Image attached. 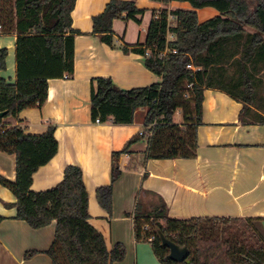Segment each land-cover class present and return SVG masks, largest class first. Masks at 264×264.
<instances>
[{
  "label": "trees",
  "instance_id": "1",
  "mask_svg": "<svg viewBox=\"0 0 264 264\" xmlns=\"http://www.w3.org/2000/svg\"><path fill=\"white\" fill-rule=\"evenodd\" d=\"M76 1L0 0V35L17 39L16 83L9 84L0 76V113L7 112L0 117V152L16 156L17 175L15 181L0 175V185L16 197L14 204L6 205L16 209V219L33 229L56 223L53 244L45 252L52 264H114L125 259L126 248L118 243L109 250L103 234L90 223L88 192L80 167L68 166L54 188L32 190L34 174L58 152L55 127L32 135L6 122L17 119L25 109L42 107L48 98L49 80L73 75L75 37L80 35L73 29ZM151 1L191 7L163 9L152 19L144 45L122 47L126 54L142 55L145 67L160 83L122 90L110 78L92 80L93 121L131 125L138 109H148L142 130L113 154L110 185L97 190L98 201L108 215L112 214L113 186L122 175L119 159L130 153L132 145L147 144L146 161L197 157V129L202 125L207 89L223 91L241 103L244 123L264 126V112H253L258 84H264L263 77L257 76L264 72V0ZM204 8H213L219 15L200 23L197 10ZM144 12L133 0H112L93 18V34L113 47L114 22H139ZM7 57L8 49H0V72L6 70ZM189 65L197 71L188 69ZM228 65L235 68L236 77H226ZM178 111L183 114L182 125L174 120ZM131 217L136 241L149 242L161 264L177 263L166 259L168 250L161 247L157 229L190 250V264H264V231L258 226L264 223L262 218L175 219L160 197L152 209L138 199ZM3 220L0 217V222ZM246 232L251 236L246 237ZM152 236L155 239L150 241ZM36 254L28 252L26 259Z\"/></svg>",
  "mask_w": 264,
  "mask_h": 264
},
{
  "label": "crops",
  "instance_id": "2",
  "mask_svg": "<svg viewBox=\"0 0 264 264\" xmlns=\"http://www.w3.org/2000/svg\"><path fill=\"white\" fill-rule=\"evenodd\" d=\"M110 1H76L73 29L80 35L75 37L73 75L49 80L48 98L42 107L25 109L17 119L6 122L32 135L55 127L58 152L34 174L33 191L56 187L68 166L80 167L88 192L90 223L103 234L109 250L118 243L126 248L125 259L114 264H161L149 242L135 239L131 216L138 199L152 209L162 198L169 216L175 219H264V126L244 123L241 103L223 91L207 89L202 125L197 129V157L146 161L147 144L132 145L130 153L119 159L122 175L113 186L112 214L108 215L98 201L97 190L110 185L113 154L122 151L142 130L148 109H138L131 125L97 124L91 117L92 80L110 78L122 90L160 83L161 79L145 67L142 55L126 54L122 47L144 45L152 19L163 9H191L187 3L133 0L145 12L138 17L139 22L116 20L114 46L110 47L93 34V18ZM208 9L197 10L200 23L219 15L217 10ZM171 23L175 25L173 20ZM16 40L15 35H0V49H8L6 70L0 76L9 84L17 80ZM174 120L183 124L181 111ZM0 175L15 181V155L0 152ZM15 202L14 194L0 185V217L4 218L0 222V264H52L45 252L53 244L56 223L31 228L16 219L15 208L6 206ZM31 251L37 254L26 259Z\"/></svg>",
  "mask_w": 264,
  "mask_h": 264
},
{
  "label": "water",
  "instance_id": "3",
  "mask_svg": "<svg viewBox=\"0 0 264 264\" xmlns=\"http://www.w3.org/2000/svg\"><path fill=\"white\" fill-rule=\"evenodd\" d=\"M6 114L7 112L0 113V117H4ZM155 232L159 238L161 247L168 250V255L166 257L167 260L173 261L177 264L191 263L190 250L186 246L175 244L169 240L160 229H157Z\"/></svg>",
  "mask_w": 264,
  "mask_h": 264
},
{
  "label": "rangeland",
  "instance_id": "4",
  "mask_svg": "<svg viewBox=\"0 0 264 264\" xmlns=\"http://www.w3.org/2000/svg\"><path fill=\"white\" fill-rule=\"evenodd\" d=\"M208 10H214L215 11V9H213V8H209ZM201 19H202V21H205L204 17H201ZM226 69H227V76H226L227 78L236 77L235 68L233 66L228 65ZM261 70L264 71V65L261 66ZM257 76L263 77V79H264V72L261 73L260 75H257ZM256 94L257 95H256V99H255V104L253 106V112H255V111L264 112V110H263V107H264V84L263 85L258 84ZM239 225H240L239 227L243 228L241 226V224H239ZM258 226L264 231V223H262V224L259 223ZM245 235H246V237H250L251 233L246 232Z\"/></svg>",
  "mask_w": 264,
  "mask_h": 264
},
{
  "label": "built area",
  "instance_id": "5",
  "mask_svg": "<svg viewBox=\"0 0 264 264\" xmlns=\"http://www.w3.org/2000/svg\"><path fill=\"white\" fill-rule=\"evenodd\" d=\"M188 69H190V70H192V71H197V69H196L195 67H193L192 65H189V66H188ZM189 87L192 88L191 85H190ZM95 122H96L97 124L101 123L100 119H97ZM154 239H155V236H152L149 240L152 241V240H154Z\"/></svg>",
  "mask_w": 264,
  "mask_h": 264
}]
</instances>
